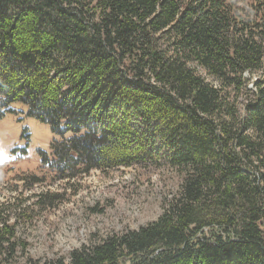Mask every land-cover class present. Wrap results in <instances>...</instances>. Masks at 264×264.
Wrapping results in <instances>:
<instances>
[{"label": "trees", "instance_id": "1", "mask_svg": "<svg viewBox=\"0 0 264 264\" xmlns=\"http://www.w3.org/2000/svg\"><path fill=\"white\" fill-rule=\"evenodd\" d=\"M15 104L64 171L179 182L157 221L67 257L32 256L28 208L0 203V264H264V0H0V120Z\"/></svg>", "mask_w": 264, "mask_h": 264}, {"label": "rangeland", "instance_id": "2", "mask_svg": "<svg viewBox=\"0 0 264 264\" xmlns=\"http://www.w3.org/2000/svg\"><path fill=\"white\" fill-rule=\"evenodd\" d=\"M12 108L15 114L0 120V203L28 208L19 231L32 256L67 257L84 245L147 226L177 191L178 176L166 167L64 171L54 161L50 146L58 138L51 128L30 118L25 106Z\"/></svg>", "mask_w": 264, "mask_h": 264}]
</instances>
